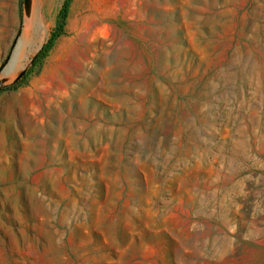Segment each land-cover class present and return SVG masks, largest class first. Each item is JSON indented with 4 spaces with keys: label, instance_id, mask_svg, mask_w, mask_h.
<instances>
[{
    "label": "rangeland",
    "instance_id": "rangeland-1",
    "mask_svg": "<svg viewBox=\"0 0 264 264\" xmlns=\"http://www.w3.org/2000/svg\"><path fill=\"white\" fill-rule=\"evenodd\" d=\"M65 1L0 0V264H264V0Z\"/></svg>",
    "mask_w": 264,
    "mask_h": 264
},
{
    "label": "bare ground",
    "instance_id": "bare-ground-1",
    "mask_svg": "<svg viewBox=\"0 0 264 264\" xmlns=\"http://www.w3.org/2000/svg\"><path fill=\"white\" fill-rule=\"evenodd\" d=\"M40 37V26L35 23L34 19L29 21V19L26 18L23 32L12 51V61L13 63H16V68H21L23 66V61L29 59V52L31 51L32 47L40 41Z\"/></svg>",
    "mask_w": 264,
    "mask_h": 264
},
{
    "label": "trees",
    "instance_id": "trees-1",
    "mask_svg": "<svg viewBox=\"0 0 264 264\" xmlns=\"http://www.w3.org/2000/svg\"><path fill=\"white\" fill-rule=\"evenodd\" d=\"M67 6H68V0H66L64 2V7H63V11L66 12L67 10ZM20 12H22V8H20ZM60 29V25L58 27ZM55 34L52 33L51 36L47 39V41H45L41 47L39 48V50L37 51V53L33 56L32 58V66H34L35 64L39 63L48 53V51L51 49V47L53 46L54 40H55ZM29 71H25L24 74L19 77L17 80H15L13 83L7 85L4 88H8V89H13V88H18L19 86H21L24 83V79L26 78V76L28 75ZM2 89H0L1 92Z\"/></svg>",
    "mask_w": 264,
    "mask_h": 264
},
{
    "label": "water",
    "instance_id": "water-1",
    "mask_svg": "<svg viewBox=\"0 0 264 264\" xmlns=\"http://www.w3.org/2000/svg\"><path fill=\"white\" fill-rule=\"evenodd\" d=\"M25 1L27 2L28 0H25ZM24 72L25 71H22L20 74H18V76L15 77L14 81L17 80L19 77H21L24 74Z\"/></svg>",
    "mask_w": 264,
    "mask_h": 264
}]
</instances>
